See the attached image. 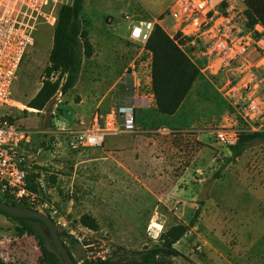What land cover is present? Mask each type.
Listing matches in <instances>:
<instances>
[{"label":"rangeland","instance_id":"374dc122","mask_svg":"<svg viewBox=\"0 0 264 264\" xmlns=\"http://www.w3.org/2000/svg\"><path fill=\"white\" fill-rule=\"evenodd\" d=\"M169 1L85 0L81 15L91 21L92 35L100 41L96 44L97 52L103 55L108 66L106 69L99 68L90 72L85 65L84 70H88V76L83 74L76 82L75 88L65 95L57 94L40 112L29 110L31 108L26 104L41 86L43 69L48 63L52 46L54 27L43 23L36 24L34 44L24 54L11 84L9 106L3 111L12 113L17 125L40 132L36 134L34 143L36 148H41L40 153L49 160L37 165L32 159L33 167L44 171V188L51 190L50 193L42 194L43 197L64 215L72 227L81 231V240H74L76 243L70 246L72 257L77 261L86 254L90 257L95 254L88 252H102L105 260L117 262L141 260L149 249L160 245V235L178 223L176 215L173 216L170 211L161 207H158V210L167 215L166 220L156 216L150 221L147 217V214L154 210V199L158 192L166 189H150L152 193L145 194L144 189L139 187L115 188L110 172L100 167L101 164L97 165L98 162L85 164L87 169L83 180L78 181V177H75L71 185L70 181L66 180L69 166L77 163V160H70L71 156L85 155L90 149L96 150H72L68 146L69 136L66 131L87 126L90 116L96 110L109 114L116 109L120 102V83L118 86L116 83L121 75L131 76L126 75L124 71L129 63L128 69L132 73L139 71L150 74L151 54L145 46L126 41V27L129 21L124 20L122 14L129 13L138 18L150 19L158 15ZM106 16L112 18L111 25L107 26L102 22V18ZM257 26L261 31L264 30L258 23ZM187 59L195 66L198 75L194 81L195 87L190 89L184 98L175 118L167 122L168 127L142 124L138 127L140 132L132 134L131 142L141 149H153V159H161L155 166L147 165L143 168L149 170V174L153 176L174 178L185 174V168L189 167L190 170L186 174L203 178L204 187L219 170L220 178L213 179L209 196L218 198L217 204L226 213L227 218L234 219L241 237L251 238V234L258 232V212L264 211V142L256 141L234 163L226 164V159L231 155L230 150L217 144L214 131L233 123L238 129L247 128L237 116L234 107L235 98L239 95L245 97L247 93L241 90L229 92V97H234L230 99L222 96L220 88L230 81L231 85L238 89L251 79L250 85H256L257 95L264 100V71L260 70L250 78L247 74H241L236 65L231 64L217 74L201 73L202 64L188 57ZM101 97L102 102L98 107H94L96 99ZM81 99L83 103L79 104ZM87 114V117L84 116ZM160 127L180 129L181 132L175 136L146 132V129ZM57 129H60L59 132H54ZM146 138L154 139L155 143L152 144V141ZM136 157L141 159L138 154ZM165 161H169L173 169L167 170ZM197 165L203 167L199 175L195 171ZM49 169H54L52 175L48 174ZM143 169L138 167L135 172L141 174ZM162 183L165 184L160 182ZM180 188H183V182H179L173 192V195L180 193V196L171 198L178 200L175 204H169L172 211H175L174 205L178 206L188 196L180 191ZM194 189H191L190 197L196 202ZM83 216L92 218L96 224L95 228L85 225L82 222ZM162 221L160 230H155ZM14 227L13 222L0 214V259L3 263L43 264L35 241L25 235L16 237ZM39 229L44 231L42 226H39ZM187 236L189 237V233ZM202 248L203 246L196 242L190 252L200 257V254H204ZM247 258L249 264H258V257L255 255H247ZM163 261L165 264L190 262L185 254L180 253L175 257L163 256Z\"/></svg>","mask_w":264,"mask_h":264},{"label":"built area","instance_id":"2783aa9c","mask_svg":"<svg viewBox=\"0 0 264 264\" xmlns=\"http://www.w3.org/2000/svg\"><path fill=\"white\" fill-rule=\"evenodd\" d=\"M71 1L0 0V198L15 204L25 203L47 215L57 230L79 242L81 231L72 227L42 193L28 188L26 179L34 173V168L24 151L32 143L33 132L17 125L15 117L3 111L9 106L10 87L23 56L34 44L35 25L43 23L54 27L57 9L71 4ZM122 18L129 21L126 28L130 43L145 46L154 28L160 27L181 52L202 64L201 73L217 74L231 64L250 78L258 71H264V36L258 38L257 24L247 36L238 19L231 17L226 8H213L207 0H170L159 17L145 19L123 13ZM249 80L238 89L230 81L220 88L222 96L230 99L234 97H229V92L241 90L247 93L234 100L237 116L247 128L238 129L233 123L214 131L217 144L226 148L236 144L241 132H261L264 129V100L257 95L256 85H250ZM138 132L134 104L122 103L109 114L94 111L87 126L68 132V146L73 150L99 148L107 137ZM146 132L175 136L181 131L160 127ZM36 181L40 187L39 180ZM88 253L95 254L82 256L77 264L84 259L105 260L102 252Z\"/></svg>","mask_w":264,"mask_h":264},{"label":"crops","instance_id":"0c3cea01","mask_svg":"<svg viewBox=\"0 0 264 264\" xmlns=\"http://www.w3.org/2000/svg\"><path fill=\"white\" fill-rule=\"evenodd\" d=\"M207 1L209 5L213 8H219V7L226 8L231 17L238 19L240 26L243 30V33L249 36L247 32H249L251 28L247 27L246 25L247 21L244 15V11L246 7L244 4V0H207ZM168 4L165 5V7H163L159 11L158 15H156L155 17H159L167 8ZM83 8H84V3H83ZM131 15L136 17L134 14ZM241 16L242 18L239 19V17ZM112 21H113L112 18L107 16L102 18V22H105V25L107 26L111 25L113 23ZM258 25L262 28L260 24ZM91 28H92V23L90 21L89 39L94 49V52L90 58L84 59L82 61V66L77 81H79L80 77L83 74L88 76V70L92 72L93 70L96 71L99 68L106 69L108 66L106 59L103 57V55L97 52L96 44H98V42L100 43V41H98L99 40L98 37H95L94 39ZM263 31L258 29V38L264 36ZM126 41L129 42L128 36ZM100 48L102 49L101 46ZM85 65L86 67L88 66L89 68L86 71L84 70ZM128 66H130V63L127 65L124 71L126 75H131V76L123 77L121 75L116 83L117 86L120 83L118 87V91H119L118 95L120 98L119 99L120 102L118 103V105L122 103H131V102L134 104L135 120H136L137 128L142 126V124L147 126H151L153 124H159L160 126L168 127L167 122L172 121L175 118L184 100L182 101L178 110L174 114L169 116L159 114L155 109L153 96L150 91V82H151L150 74L145 72L140 73L139 71L137 73L134 72L132 73L131 70L130 73L128 74L127 73ZM129 79L132 80L131 83L132 86L130 88L132 89L131 95L128 92H126L130 90L128 85ZM95 84L97 85V83H94V85ZM75 87L76 84L73 88ZM194 87H195V83L193 84L191 90H193ZM102 100L103 97H101L99 100L96 99V103L94 107H98L99 104L102 102ZM82 103H83V99L80 100L79 104ZM29 110L36 112V110L34 109H29ZM88 115L89 114L84 116L87 117ZM173 129L174 128H172V130ZM58 130L60 129H57L54 132H59ZM149 130L151 129H146V131ZM174 130L180 131V129H174ZM31 131L33 132L32 143L25 148L24 152L29 159L34 160L35 164L42 165L43 162L48 161L49 159L47 157H44L43 153H40L41 148L40 147L36 148L37 146L34 143L35 141L34 138L36 137V134L40 132L33 130ZM69 131L71 130L69 129L68 131H66V133L68 134ZM131 138H132V134L110 136L105 139V142L102 147L95 148L96 150L90 149V151H88V153H85V155H81V154H78L77 156L72 155L70 160L71 161L77 160V163H75L74 165L71 164L69 166L67 171L68 176L66 177V180H68V182L70 181V185L71 183L74 182L75 177H78V181L83 180L84 179L83 175L85 174L87 169V166L85 164L87 162H94V163L98 162L97 165L101 164L100 167L102 168L104 167L110 172V178L111 181L114 182L113 186L115 188L139 187L144 189V191L146 192L145 194H151L152 192H150V189H158L159 187H162L166 190L158 192V196H156V198L154 199V203H155L154 210L152 213L149 212L147 214V217L150 218V221L156 216H159L161 220L167 219V215L161 212L160 210H158V207H161V208H166L168 212L170 211L173 216L174 215L177 216L178 223L175 224L181 223L187 225L189 220L192 218L195 210L197 208L200 209V214L196 223L187 232L189 233V237H191V239H188L189 237L187 236L186 233L178 242H176L173 245V248L177 252H179L180 254H185L186 257H188L190 261L188 262L189 264H249L248 263L249 259L247 258V255L250 254H253L256 257H258V264H264V211L260 213L258 212V232L251 234V238L246 239L244 237H241L240 230L235 227L236 222L234 221V219L232 217L227 218L226 213L222 211L221 207L217 204L218 198L216 197L211 198L209 196V191H208L207 200L204 201L203 205L199 206L197 204L198 200L195 202L194 199L190 197L191 189L195 188L194 190H196V192L194 196L197 199L198 194L203 188L202 187V183L204 180L203 178H196V177L194 178V176H190L186 174V172L190 170L189 167L185 168L186 171L185 174H180L179 176L174 178H171L169 176L166 177H162V176L160 177L158 175L153 176L152 174H149V170L143 168H146L145 166L147 165H149L150 167L152 165L155 166L156 162L161 161V159L159 160L155 158L153 159V149L147 150L134 146V144H132L131 142ZM150 138H146V139L151 140L152 144H154L155 140ZM137 154L141 156V159L136 157ZM165 166L167 170L173 169L172 164L169 163V161H165ZM138 167H142L143 174L142 173L138 174L135 172L136 171L135 169ZM202 169L203 167H201V165H197L195 167V171L197 172L198 175L202 173ZM49 170L50 172L48 174L52 175L54 169H49ZM34 172L35 173L38 172L39 174L37 180H39L40 182L41 193L42 194L50 193L51 190L50 189L46 190L42 182L44 177L43 176L44 171L39 169V170H34ZM76 173H78V175H76ZM53 180L54 179L52 178V181ZM160 182H165V184L163 183L160 184ZM179 182L180 183L183 182V188H180L179 190L183 191V193L187 194L188 196L187 198H185V201H181V203L178 206L174 205L173 208L175 211H172L169 207V204L171 203L175 204L178 202V200L171 198H173V196L176 197L180 196V193H178L177 195H173V192L176 189ZM157 226H158L157 230H160L161 226H163V221L159 223ZM196 242H199L203 246L202 251L204 252V254H200V257L199 255H193L190 252L192 250V246H194Z\"/></svg>","mask_w":264,"mask_h":264},{"label":"trees","instance_id":"16d2710c","mask_svg":"<svg viewBox=\"0 0 264 264\" xmlns=\"http://www.w3.org/2000/svg\"><path fill=\"white\" fill-rule=\"evenodd\" d=\"M83 3L84 0H72L71 4L62 5L57 9V22L53 28L48 63L43 69L40 88L26 104L28 108L40 112L56 94L65 95L75 86L82 61L92 56L93 47L89 39L90 21L81 15ZM244 4L247 27L252 28L258 23L264 29V0H244ZM145 48L151 54L150 91L155 109L161 115H172L178 110L190 91L198 71L160 27L154 28ZM128 82L130 89L132 80L129 79ZM126 92L131 95L132 89ZM256 141L264 142V129L261 132H241L236 144L229 148L231 155L226 159V164L234 163ZM222 168L223 166L220 170ZM34 170L39 169L34 167ZM38 177V172H34L30 173L26 180L31 191L41 194V188L36 181ZM219 178L218 170L211 179ZM0 200L8 204L30 208L25 203L15 204L2 198ZM203 203V201H197L199 206ZM0 214L14 223L16 237L25 235L35 241L43 264H64L52 243L47 227L41 221L35 218H17L1 210ZM199 214L200 209L197 208L187 225L175 224L164 231L160 235V245L149 249L141 260L117 262L108 259L104 261L84 259L81 264H165L163 256H179L173 245L196 223ZM82 222L91 228L96 226L95 221L87 216L82 217ZM39 226H42L44 231L40 230ZM58 235L73 263L77 264L70 249V246H74L76 242L63 231L58 230ZM0 264H4L1 259Z\"/></svg>","mask_w":264,"mask_h":264},{"label":"water","instance_id":"95a60500","mask_svg":"<svg viewBox=\"0 0 264 264\" xmlns=\"http://www.w3.org/2000/svg\"><path fill=\"white\" fill-rule=\"evenodd\" d=\"M127 73H130V69L127 70ZM213 179H210L202 188L201 192L197 196L198 201H206L208 198V191L212 184ZM0 210L8 215L17 217V218H35L41 221L48 229L49 236L52 240V243L60 255L64 264H74L72 258L64 246V243L58 235V230L52 220L45 214L35 211L31 208L20 207L13 204H8L3 201H0Z\"/></svg>","mask_w":264,"mask_h":264}]
</instances>
